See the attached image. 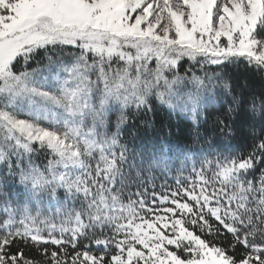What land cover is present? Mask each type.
<instances>
[{"label": "snow or ice", "instance_id": "1", "mask_svg": "<svg viewBox=\"0 0 264 264\" xmlns=\"http://www.w3.org/2000/svg\"><path fill=\"white\" fill-rule=\"evenodd\" d=\"M230 68L264 78V0H0V264H264V90ZM161 110L207 148L157 193Z\"/></svg>", "mask_w": 264, "mask_h": 264}, {"label": "trees", "instance_id": "2", "mask_svg": "<svg viewBox=\"0 0 264 264\" xmlns=\"http://www.w3.org/2000/svg\"><path fill=\"white\" fill-rule=\"evenodd\" d=\"M184 67H187V62H182ZM33 67L35 64L32 65ZM230 75L233 79L234 86L246 85L245 91H256L259 92L264 90V78L259 75H255L251 72H244L243 69H228ZM239 90V88L237 89ZM213 117L216 113L215 109L211 110L210 113ZM23 118V117H22ZM155 124L151 128L145 129L140 127L137 135L139 139L134 141V144L139 145L141 143L146 144L149 148L153 145H171L172 151L170 153L169 161V171L165 173L161 169H156L152 172L144 173V178L147 179L148 183L145 185L150 191L152 186L155 185V190L157 193L162 192V185L167 184L171 189L177 187L175 181L177 178L183 179L191 174L192 167L198 169L199 164L196 162L195 154L199 153L201 148H207V145L203 140L195 142V137L193 133L192 124L189 120L183 119L177 115L169 116L166 110L158 111L155 116ZM210 123L201 126V135H209ZM249 119L244 113L237 118L235 127L237 129V136L240 137L243 133H246L249 126ZM47 122H45V125ZM220 143V141H217ZM239 143L233 141L232 144L235 145ZM227 154V153H225ZM37 162L43 161V154L38 153ZM186 156L188 157L186 159ZM36 159V157H34ZM183 168V172L178 171ZM135 190V187L132 189ZM135 198V197H133Z\"/></svg>", "mask_w": 264, "mask_h": 264}]
</instances>
